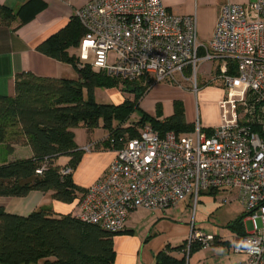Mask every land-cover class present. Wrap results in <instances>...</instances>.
Returning a JSON list of instances; mask_svg holds the SVG:
<instances>
[{
	"label": "built area",
	"instance_id": "2783aa9c",
	"mask_svg": "<svg viewBox=\"0 0 264 264\" xmlns=\"http://www.w3.org/2000/svg\"><path fill=\"white\" fill-rule=\"evenodd\" d=\"M73 16L84 30L79 60L92 56L95 72L151 87L193 78L196 91L198 63L216 62L214 79L227 92L211 134L198 122L191 135L142 127L85 190L78 218L115 234L137 209L163 213L188 199L195 206L201 193L236 191L251 230L235 239L232 251L245 260L234 264H264V0L224 3L208 44L193 16L168 14L161 0H88ZM213 241L192 230L187 254L193 243Z\"/></svg>",
	"mask_w": 264,
	"mask_h": 264
},
{
	"label": "trees",
	"instance_id": "16d2710c",
	"mask_svg": "<svg viewBox=\"0 0 264 264\" xmlns=\"http://www.w3.org/2000/svg\"><path fill=\"white\" fill-rule=\"evenodd\" d=\"M20 11L14 13L0 5V23L9 25ZM83 34L73 16L64 28L36 47L43 55L72 64L77 80L22 72L15 77L14 95L0 96V146L7 154L20 145L28 146L33 153L32 158L0 165V197L23 198L31 191L51 192L54 200L69 204L78 193L84 194L85 190L73 183L72 172L61 175L64 168L74 171L82 156L73 133L79 124L87 134L98 128L105 130L108 136L100 146L114 150L137 138L139 130L147 124L160 134L194 131V125L186 122L179 101L173 103V114L163 120L143 113L137 123L125 126L151 85L121 81L95 72L90 64H80L68 50L79 46ZM97 87H122L126 92L133 88L135 100H125L117 106L99 104L94 100ZM205 132L211 134L210 129ZM62 157L69 158L65 166L57 164ZM41 168V174H37ZM243 218L231 226L239 231L238 236L244 235ZM125 232L111 234L78 217L51 210L39 209L22 217L8 214L0 207V264H114L113 237ZM198 248L200 244L193 243L187 254V240L175 248L166 246L156 254L154 264H186L188 255Z\"/></svg>",
	"mask_w": 264,
	"mask_h": 264
},
{
	"label": "crops",
	"instance_id": "0c3cea01",
	"mask_svg": "<svg viewBox=\"0 0 264 264\" xmlns=\"http://www.w3.org/2000/svg\"><path fill=\"white\" fill-rule=\"evenodd\" d=\"M28 1L32 2H30V5L25 6ZM161 1L168 14L193 16L196 21L198 40L205 44H208L213 36L219 11L224 3L229 1L247 7L256 2V0ZM87 2L88 0H0V5L9 8L14 13L21 10L19 16L9 25L0 23V96L14 95L15 77L22 72H30L39 77L64 78L65 69H63V64L37 52L36 47L64 28L74 13ZM28 17L30 18L28 19ZM155 86L157 85L152 86L148 93ZM177 87L184 89L181 86ZM185 89L189 88L185 87ZM120 93L125 98L132 94L123 90ZM185 96L191 97V94L186 93ZM144 98L140 100L141 110L150 116H154L143 107ZM175 101H179L183 105L181 99H171L170 102ZM185 120L190 123L186 116ZM215 123L208 127H202L205 130H211L216 127L217 123ZM86 136L87 145L79 148L82 151V156L76 169L72 171L73 183L82 190H86L93 185L106 172L115 158L114 149H106L100 146L101 142L108 136L105 130L98 128L91 134L86 132ZM85 148H88V150ZM32 156L33 153L28 146H16L11 154H7L4 147L0 146V165L29 159ZM68 161L69 158L62 157L57 160V164L65 166ZM51 194V192L31 191L23 198L0 197V207L8 214L22 217H26L39 209L78 217L80 213L79 201L83 195L82 193H78L77 198L70 205L54 200ZM167 218L162 217L160 218L161 221L155 224L154 228L159 233L156 234L150 230L146 236L139 235L137 239L131 237L134 232L132 229L133 220L129 219L124 230L129 233L126 234L125 232L113 237L114 264H154L156 254L165 249L166 246H171L169 245L170 240L180 236L182 242L186 241L194 228L182 221L169 222ZM170 255L179 257L176 253Z\"/></svg>",
	"mask_w": 264,
	"mask_h": 264
},
{
	"label": "rangeland",
	"instance_id": "374dc122",
	"mask_svg": "<svg viewBox=\"0 0 264 264\" xmlns=\"http://www.w3.org/2000/svg\"><path fill=\"white\" fill-rule=\"evenodd\" d=\"M70 50V49H69ZM68 50V51H69ZM70 56H74L78 59L80 64H92L93 58L89 57V60L82 62L79 60V48H73L69 51ZM109 64L113 62L114 56L109 55ZM63 69H65L64 78L77 80V72L72 64L62 63ZM216 62H204L198 63L197 74L195 77V84L197 90H194V79L190 82H184L177 77V84L162 83L153 87L150 93H146L143 99V107L148 112L154 114L152 117H158L159 119H165L170 116L174 111V102H170L171 99L183 100L184 114L188 121L195 125L196 122L200 126L208 127L215 122L218 126L220 124L221 113L218 106V101L227 98V92L223 87L221 81L215 76ZM177 86H181L184 89H179ZM188 87L189 89H185ZM122 87H97L94 90V100L99 104L119 105L125 100L134 101V94L124 97L122 95ZM151 88V87H150ZM86 97V92L84 91ZM186 93H190L191 97L185 96ZM186 101V104H185ZM139 109L135 110L129 117L125 126L133 125L137 123L142 114L139 101ZM171 103V104H170ZM160 112L158 116L157 112ZM101 123V122H100ZM116 124V123H115ZM101 125V124H100ZM74 141L78 148L83 145H87L86 132L81 124L73 129ZM191 135L190 133H187ZM106 139V138H105ZM62 163V162H61ZM71 203H69L70 205ZM151 209H137L133 211L129 219L132 221L133 234L131 237L137 239L138 236H146L152 230L156 234L159 233L155 227L156 223L161 221L160 218H167L169 222L182 221L194 228L196 232H202L207 235L215 237L213 241L207 247H201L193 250L186 259V264H234L245 260V256L241 254H235L232 251L235 239L239 235V231L231 226L241 217L243 232H250L251 224L246 222V212L239 200L238 193L233 191L231 193L218 192L216 194H200L196 205H193V201L188 199L184 203L180 204L177 208L167 209L165 212H159ZM132 217V218H131ZM167 221V222H168ZM130 227V226H129ZM156 229V230H155ZM127 234V233H126ZM130 235V234H128ZM180 236L170 240L169 245L171 248H175L182 244ZM181 257V253H176Z\"/></svg>",
	"mask_w": 264,
	"mask_h": 264
},
{
	"label": "water",
	"instance_id": "95a60500",
	"mask_svg": "<svg viewBox=\"0 0 264 264\" xmlns=\"http://www.w3.org/2000/svg\"><path fill=\"white\" fill-rule=\"evenodd\" d=\"M123 91L126 92L125 89H123ZM128 92H129V93H132V92H133V88H129Z\"/></svg>",
	"mask_w": 264,
	"mask_h": 264
}]
</instances>
